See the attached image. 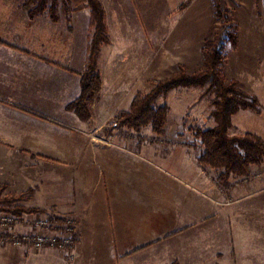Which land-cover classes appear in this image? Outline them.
Segmentation results:
<instances>
[{"label":"crops","instance_id":"crops-1","mask_svg":"<svg viewBox=\"0 0 264 264\" xmlns=\"http://www.w3.org/2000/svg\"><path fill=\"white\" fill-rule=\"evenodd\" d=\"M100 1L109 35L97 62L102 91L81 120L67 105L80 93L89 9L59 4L52 19L47 9L30 16L24 0H0V162L21 161L11 177L55 216L51 231L69 222L68 264H264V162L222 188L176 126L145 140L102 131L128 107L143 71L125 40L137 0ZM232 119L264 140V112Z\"/></svg>","mask_w":264,"mask_h":264},{"label":"rangeland","instance_id":"rangeland-1","mask_svg":"<svg viewBox=\"0 0 264 264\" xmlns=\"http://www.w3.org/2000/svg\"><path fill=\"white\" fill-rule=\"evenodd\" d=\"M27 1L24 0V3ZM72 3L70 1L67 4L73 8ZM132 3L139 16L138 22L141 27L138 26L137 21L132 26L135 27L133 29L130 23H127L126 32L124 28L123 32L126 33V42L132 44L130 50L142 58V83L139 86L140 82L137 80V93H146L158 81L177 73L179 65H182L189 74L201 71L208 52L213 47L221 46L224 56L222 71L226 80L238 82V87L244 93L258 101L259 114L251 110L243 111H250L256 116L264 112V0H137ZM59 4L67 5L59 2L57 8ZM84 6L87 7L83 3L76 9ZM48 7L50 3H47L46 8ZM124 18L130 22L129 14ZM156 19L159 22L154 23V26L152 20ZM117 34L123 36L122 31ZM232 35L236 36L235 44ZM123 51H128V48ZM133 83L134 81L132 85ZM213 98L214 94L207 88V84L202 87H178L169 91L165 97H158L156 105H165L168 108L164 133L160 136L155 135L150 126L138 131L113 126L112 122L116 114L128 110L131 100L126 109L117 111L113 115L102 131L109 133L115 128L114 130H123L127 137L145 140L153 136L163 137L166 129L169 131V128L176 126L180 136L201 152L199 141L191 136L187 128L196 126L208 129L215 125L211 115ZM235 121V125L231 123L230 135L253 133L243 130L240 121ZM179 122L182 123V128H179ZM20 164L21 161L14 160L6 167V162H0V174L10 176L8 181L0 177V194L1 198L13 200L10 207L23 206L41 210L31 214H13L16 219L10 229L17 234H31L36 231V221L42 220L52 224L55 216L52 213L45 214L44 210L35 207L37 202L30 199L31 190H19L21 187L18 188L17 182L11 176L17 173ZM219 185L222 188L227 187V185ZM34 196L36 197L35 194ZM65 218L71 220L68 216ZM67 225L62 230L66 231L68 228L73 236L69 222ZM6 235L8 233L0 232V264H68L73 258L72 251L48 246L34 248L31 245H13ZM75 244L74 240V246Z\"/></svg>","mask_w":264,"mask_h":264},{"label":"trees","instance_id":"trees-1","mask_svg":"<svg viewBox=\"0 0 264 264\" xmlns=\"http://www.w3.org/2000/svg\"><path fill=\"white\" fill-rule=\"evenodd\" d=\"M72 1L73 9L81 4L89 8L91 21V35L87 49L86 66L80 73L79 96L67 105V110L74 112L81 120L91 117V105L101 95L102 80L98 71L97 62L100 49L109 43L106 12L100 0H28L27 4H35L30 10V16L43 12L45 9L52 19H56L57 3ZM47 3L50 7L46 8ZM233 44L236 36L232 35ZM224 61L222 47H213L203 60V68L195 74L186 72L182 65L178 72L169 78L158 81L148 92L137 93L130 107L126 111L116 114L113 126L140 130L150 126L153 133L160 136L164 133L167 121L168 108L165 105H156L158 97H165L172 89L178 87H202L214 94L212 100L215 125L208 129L196 126L187 128L188 132L199 141L201 152L198 155V164L202 168H211L218 172L217 181L227 185L232 178L248 175L250 168L264 162V140L253 133L245 132L230 135L229 129L232 117L240 110H251L257 114L258 101L244 93L236 81H227L222 65ZM1 190V189H0ZM13 200L1 198L0 212H9L14 215L22 213L40 212L39 209L24 208L23 206L10 207ZM75 240V239H74Z\"/></svg>","mask_w":264,"mask_h":264},{"label":"built area","instance_id":"built-area-1","mask_svg":"<svg viewBox=\"0 0 264 264\" xmlns=\"http://www.w3.org/2000/svg\"><path fill=\"white\" fill-rule=\"evenodd\" d=\"M15 219L16 217L13 214L7 212L0 213V232L8 233L6 236L13 245H31L34 248L48 246L63 251L73 250L74 237L70 234L68 228L64 233L59 234L57 231H51L52 224H47L46 221L38 220L35 222V232L31 234H17L10 229Z\"/></svg>","mask_w":264,"mask_h":264}]
</instances>
